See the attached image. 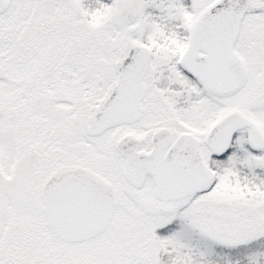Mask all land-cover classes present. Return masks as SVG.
I'll use <instances>...</instances> for the list:
<instances>
[{
  "label": "snow or ice",
  "instance_id": "1",
  "mask_svg": "<svg viewBox=\"0 0 264 264\" xmlns=\"http://www.w3.org/2000/svg\"><path fill=\"white\" fill-rule=\"evenodd\" d=\"M0 264H264V0H0Z\"/></svg>",
  "mask_w": 264,
  "mask_h": 264
}]
</instances>
